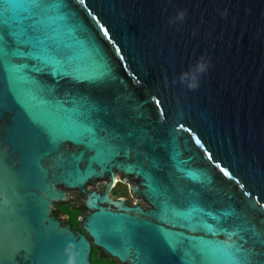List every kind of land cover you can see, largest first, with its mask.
Here are the masks:
<instances>
[{"label": "water", "instance_id": "95a60500", "mask_svg": "<svg viewBox=\"0 0 264 264\" xmlns=\"http://www.w3.org/2000/svg\"><path fill=\"white\" fill-rule=\"evenodd\" d=\"M71 190L128 264H264V0H0V264H91Z\"/></svg>", "mask_w": 264, "mask_h": 264}, {"label": "flooded vegetation", "instance_id": "af4514ba", "mask_svg": "<svg viewBox=\"0 0 264 264\" xmlns=\"http://www.w3.org/2000/svg\"><path fill=\"white\" fill-rule=\"evenodd\" d=\"M134 182L135 180L132 178L123 181L120 174L117 173L115 183L110 189V195L114 198H123L126 205L132 206L134 204H139L140 207L145 208L147 205L146 201L143 198H137L133 196L130 191V185L134 184ZM87 187L89 190L103 192L105 181H96L94 185H88ZM68 195L70 197L69 200L55 203L60 204L59 210H55L56 205L54 204L52 213L57 219L60 220L61 226L69 225L74 234L78 235V233H80L86 236L90 243L89 260L91 264H128L127 262L120 260L116 256L111 255L104 248L93 243L92 238L85 231L80 221V217L86 214L88 211V209L81 201L84 195L80 191L77 199H74L69 194V191Z\"/></svg>", "mask_w": 264, "mask_h": 264}, {"label": "clouds", "instance_id": "9594fccd", "mask_svg": "<svg viewBox=\"0 0 264 264\" xmlns=\"http://www.w3.org/2000/svg\"><path fill=\"white\" fill-rule=\"evenodd\" d=\"M183 13H178L177 18L182 19ZM209 67L208 63L203 59L200 58L196 61V63L189 69L188 72L182 73L179 77L180 82L185 84V86L189 87L190 89H194L198 87V80L199 76L202 75L207 68ZM67 254V264H75V257L71 253L70 250L66 252Z\"/></svg>", "mask_w": 264, "mask_h": 264}, {"label": "rangeland", "instance_id": "374dc122", "mask_svg": "<svg viewBox=\"0 0 264 264\" xmlns=\"http://www.w3.org/2000/svg\"><path fill=\"white\" fill-rule=\"evenodd\" d=\"M69 194L74 198V199H77V197L79 196V191L77 190H72V191H69ZM57 208L60 209V204H55Z\"/></svg>", "mask_w": 264, "mask_h": 264}, {"label": "snow or ice", "instance_id": "6c2138e0", "mask_svg": "<svg viewBox=\"0 0 264 264\" xmlns=\"http://www.w3.org/2000/svg\"><path fill=\"white\" fill-rule=\"evenodd\" d=\"M180 239H182V237L181 238H177V239H173L169 243H170L171 246L175 247V245L180 242ZM65 264H67V260H65ZM186 264H187V262H186ZM241 264H243V262H241Z\"/></svg>", "mask_w": 264, "mask_h": 264}, {"label": "trees", "instance_id": "16d2710c", "mask_svg": "<svg viewBox=\"0 0 264 264\" xmlns=\"http://www.w3.org/2000/svg\"><path fill=\"white\" fill-rule=\"evenodd\" d=\"M55 210L57 211V210H59V208L55 207Z\"/></svg>", "mask_w": 264, "mask_h": 264}]
</instances>
